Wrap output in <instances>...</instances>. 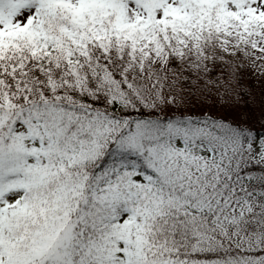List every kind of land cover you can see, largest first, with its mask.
Returning <instances> with one entry per match:
<instances>
[{
    "label": "snow or ice",
    "instance_id": "6c2138e0",
    "mask_svg": "<svg viewBox=\"0 0 264 264\" xmlns=\"http://www.w3.org/2000/svg\"><path fill=\"white\" fill-rule=\"evenodd\" d=\"M0 264H264V0H0Z\"/></svg>",
    "mask_w": 264,
    "mask_h": 264
}]
</instances>
